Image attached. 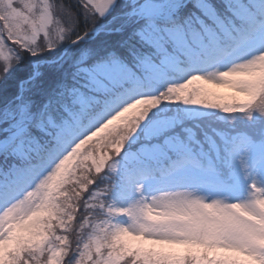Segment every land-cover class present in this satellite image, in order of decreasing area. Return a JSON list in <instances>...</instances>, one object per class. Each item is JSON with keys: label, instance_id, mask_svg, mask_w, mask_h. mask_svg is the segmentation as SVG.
<instances>
[{"label": "snow or ice", "instance_id": "obj_1", "mask_svg": "<svg viewBox=\"0 0 264 264\" xmlns=\"http://www.w3.org/2000/svg\"><path fill=\"white\" fill-rule=\"evenodd\" d=\"M0 264H264V0H0Z\"/></svg>", "mask_w": 264, "mask_h": 264}, {"label": "rangeland", "instance_id": "obj_2", "mask_svg": "<svg viewBox=\"0 0 264 264\" xmlns=\"http://www.w3.org/2000/svg\"><path fill=\"white\" fill-rule=\"evenodd\" d=\"M217 91H220V92H224L225 93V90L222 88V89H217Z\"/></svg>", "mask_w": 264, "mask_h": 264}]
</instances>
